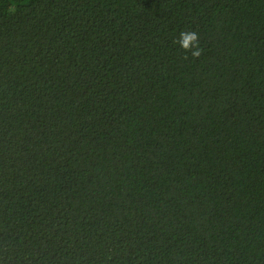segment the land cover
I'll list each match as a JSON object with an SVG mask.
<instances>
[{
    "label": "trees",
    "instance_id": "1",
    "mask_svg": "<svg viewBox=\"0 0 264 264\" xmlns=\"http://www.w3.org/2000/svg\"><path fill=\"white\" fill-rule=\"evenodd\" d=\"M0 264H264V0H0Z\"/></svg>",
    "mask_w": 264,
    "mask_h": 264
},
{
    "label": "clouds",
    "instance_id": "2",
    "mask_svg": "<svg viewBox=\"0 0 264 264\" xmlns=\"http://www.w3.org/2000/svg\"><path fill=\"white\" fill-rule=\"evenodd\" d=\"M187 53L189 50L192 51L193 57H199L202 49L199 47V34L191 30H183L180 32V39L175 41Z\"/></svg>",
    "mask_w": 264,
    "mask_h": 264
}]
</instances>
